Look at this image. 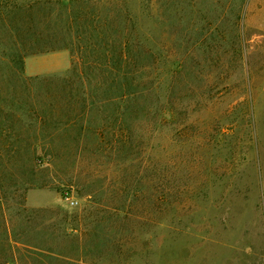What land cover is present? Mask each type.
<instances>
[{
	"label": "rangeland",
	"instance_id": "obj_1",
	"mask_svg": "<svg viewBox=\"0 0 264 264\" xmlns=\"http://www.w3.org/2000/svg\"><path fill=\"white\" fill-rule=\"evenodd\" d=\"M0 199L9 264H264V0H0Z\"/></svg>",
	"mask_w": 264,
	"mask_h": 264
},
{
	"label": "trees",
	"instance_id": "obj_2",
	"mask_svg": "<svg viewBox=\"0 0 264 264\" xmlns=\"http://www.w3.org/2000/svg\"><path fill=\"white\" fill-rule=\"evenodd\" d=\"M124 31V30H123ZM122 33V32H121ZM68 36V34H67ZM125 38V37H123ZM97 39H101L100 37H97ZM122 40V39H121ZM124 40V39H123ZM98 41V40H97ZM106 41V40H105ZM55 46H52V49H59L62 50L66 47H68L67 45H59L56 42L53 43ZM107 46L108 44L105 43ZM96 47V45H94ZM116 47V46H115ZM117 47L114 49L111 48H107L104 50V54L103 56H105V58H107L108 60H111V62H115L116 60L119 62L121 61L122 63V67L120 68L121 73H130V70H126V68H123V66L129 67L132 63V58L133 56L135 57L134 53L135 50L134 48L130 45V39L127 38L126 41H122V44L120 46L119 51H117ZM94 52H96V49H93ZM147 56L148 52H143L142 54L139 52V54H137L136 57L140 56V55H144ZM121 99L122 100H130L132 98H134L137 101L140 100H146L148 101L150 96H151V87H150V82H148V80H139V81H135L133 79L130 78H125L122 86H121ZM143 105V107H142ZM139 104L138 108H144L145 110H149V106L148 104ZM126 110V108H125ZM2 207V200L0 199V232L3 235L2 239L3 241L0 242V249L2 250V255L4 256L5 260L3 264H9L10 262L14 261V257L12 256L10 250H11V245H10V236H9V229H8V224H7V218L5 213L3 212V210L1 209ZM27 242V241H26ZM24 245H28L29 247H31L30 249H33V251L36 250H41L44 253L46 251H50V250H45V248L39 247L38 245L34 244V245H30V244H25ZM51 254H54V251L50 252Z\"/></svg>",
	"mask_w": 264,
	"mask_h": 264
},
{
	"label": "crops",
	"instance_id": "obj_3",
	"mask_svg": "<svg viewBox=\"0 0 264 264\" xmlns=\"http://www.w3.org/2000/svg\"><path fill=\"white\" fill-rule=\"evenodd\" d=\"M71 68L67 50L34 55L27 59L25 71L31 77L63 76Z\"/></svg>",
	"mask_w": 264,
	"mask_h": 264
}]
</instances>
